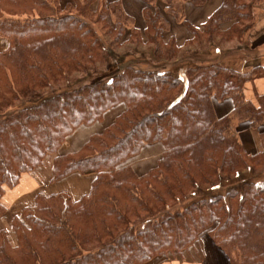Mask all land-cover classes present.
<instances>
[{"label": "trees", "instance_id": "trees-1", "mask_svg": "<svg viewBox=\"0 0 264 264\" xmlns=\"http://www.w3.org/2000/svg\"><path fill=\"white\" fill-rule=\"evenodd\" d=\"M144 1L142 29L121 0H0V36L10 42L0 51V217L6 189L49 154L52 180L74 171L95 175L77 200L67 191L38 193L12 218L14 237L0 229V264H146L191 251L204 234L232 264H264V148L246 151L234 125L248 121L264 142V94L254 103L244 93L248 81L264 77V65H189L185 82L174 71L130 63L108 79L94 78L100 64L113 62V46L141 41L140 32L160 61L177 60L187 44L242 41L260 0H224L201 29L186 19L185 4L207 0ZM159 1L190 27L185 45L162 38L170 22ZM227 98L234 110L218 116L214 99ZM121 103L126 109L111 126L79 151L57 154L77 127ZM159 141L163 157L147 174L121 166ZM248 171L260 180L196 197Z\"/></svg>", "mask_w": 264, "mask_h": 264}, {"label": "crops", "instance_id": "crops-1", "mask_svg": "<svg viewBox=\"0 0 264 264\" xmlns=\"http://www.w3.org/2000/svg\"><path fill=\"white\" fill-rule=\"evenodd\" d=\"M125 8L139 17V14L143 12L144 1L143 0H121ZM224 0H207L202 5H196L193 2H186L185 4V16L189 23L201 29L202 26L208 21V19L214 14V12L223 4ZM159 9L165 13V5L158 2ZM264 15V13H263ZM168 20H170L171 28L163 33L164 40L168 41L174 37L179 45H185L186 41L191 37L192 32L190 27L185 23L175 22L173 17L168 14ZM263 19L258 22L256 29L250 34L254 35L255 32H259V28L263 27ZM228 27V24L225 25ZM9 46V40L0 36V51L7 49ZM179 58L176 63H180L183 60ZM187 62H194L198 64V55L193 58H187ZM184 62V61H183ZM134 63L143 66L144 63H149L144 60L134 61ZM174 64L170 67L164 64V68L161 70H171L178 73ZM156 64H154L155 66ZM151 66V67H154ZM147 67V66H146ZM251 84V85H249ZM257 85L260 86L259 91ZM251 86V87H249ZM254 89L255 95L251 91ZM244 93L247 100L256 103L257 94H264V77L258 78L254 81L247 82L244 87ZM214 107L218 116H226L232 113L234 110V101L232 98L225 100L214 99ZM124 105H117L108 110L101 120H98L92 124H82L77 127L73 133H71L66 141L58 149L59 155H67L79 151L84 144L94 134L103 132L106 128L111 126L116 118L125 110ZM250 135V137H247ZM252 133L249 130L243 131L240 137L242 143L248 152H255L257 146L255 144L256 139L251 138ZM165 151V145L163 142L147 143L145 144L140 153L128 158L121 166H130L137 174H147L151 169L155 168L160 159L163 157ZM55 155L49 154L44 162V165L36 168L32 172L23 173L20 182L14 188H7L2 198L3 204L7 207V212L0 218V228H10L12 218L19 214L23 208L33 205L38 193L54 194L61 191H67L73 199L77 200L82 196L88 194L92 188V183L95 179L94 174H83L78 171H74L57 180L53 179V161ZM8 222L9 225L5 224ZM11 229V228H10ZM9 229V230H10Z\"/></svg>", "mask_w": 264, "mask_h": 264}, {"label": "rangeland", "instance_id": "rangeland-1", "mask_svg": "<svg viewBox=\"0 0 264 264\" xmlns=\"http://www.w3.org/2000/svg\"><path fill=\"white\" fill-rule=\"evenodd\" d=\"M107 1H115V0H107ZM159 2L162 3V1ZM163 4L165 5V3ZM157 5L158 3L155 4V6ZM256 5L257 8L254 9V13L256 17L255 25L249 31V33L243 36L242 41H237V40L224 41L223 39H220L218 37L212 43H209L206 40H204L203 44L201 45L187 44V46H183L177 43L179 46H183V49L177 55L178 56L177 60L181 58L180 60L184 61L177 64L176 63L177 60L174 61V59H172L171 61H166L162 59L160 61V59L155 57L153 54L152 46L145 42L147 40L146 35L143 34L141 35L140 32V36L144 38V40H142L143 38H141V41L144 42L140 43L141 41H135V42L124 41V43L118 47L113 46V48L111 49L113 62H111L108 65L100 64L98 67L99 73L94 78L108 79L112 77L115 73H117L124 66L130 63L134 64V61L144 60L149 63H144L143 66H140V64L135 63V66L144 70H158V69L161 70L162 68H164V64L169 65L167 67L177 64L175 65L176 68L175 70L186 82V69L189 65H194L195 63L194 62L189 63L185 60H187V58L189 57L193 58L197 55H198V61H201L198 62V65H203V66L220 63L225 66L235 68L237 70L249 71L252 69V67L258 64L264 65V24L263 27L259 28V32H255L254 35H250L256 29V26H258L259 24L258 22L262 21L263 19L262 23H264V15H263L264 0H260V2ZM160 12L168 20L167 16L169 13L167 11L163 13L161 10ZM128 13L130 12L128 11ZM130 14L135 18V24H134L135 27H139L143 29V24H144L143 12L139 14V17L134 13H130ZM171 16L173 17L175 22H178L173 15ZM168 21L171 22L170 20ZM178 23H182V22H178ZM167 30L169 29H166L161 33L162 38H163V33ZM129 35H130V31L129 33H127L126 39L129 37ZM110 40H111L110 37H106L108 46L110 45ZM154 64L156 65L154 66ZM91 77H92L91 75L79 76L72 86L73 87L80 86L82 81L87 82L91 79ZM249 89H251L254 97L255 95L254 89L253 90L252 88ZM259 89L260 86L257 85V90L259 91ZM121 104L124 105V107L126 108L125 103H121ZM234 125L239 138L242 136L243 131L249 130L252 133L251 138L256 139L255 144L258 145L257 146L258 148L255 152H249V153L253 154L263 150L264 142H262L261 140L259 131L256 128H254L248 121H244V122L235 121ZM247 137H250V135H248ZM256 178H257L256 176H252V172L248 171L245 174H241L238 178L235 179L232 178L230 180L221 182L220 185L210 189L209 191L206 190L204 194L198 193L196 197H201V196L210 197L213 193L226 194L230 189L241 186L243 181L245 180L248 181L260 180ZM261 180H264V176H262ZM192 197L193 196H191V198ZM196 197H193L192 199ZM5 224L9 225L8 222H5ZM10 228L2 227L0 229L7 230L8 232L11 233V236L14 237V233L12 234V220H11ZM196 246L197 247L191 248V251H185L182 254L169 253L165 256L157 257L153 259L151 262L146 264H232L228 256L225 254V252L212 239L211 235L204 234L200 239V244Z\"/></svg>", "mask_w": 264, "mask_h": 264}]
</instances>
